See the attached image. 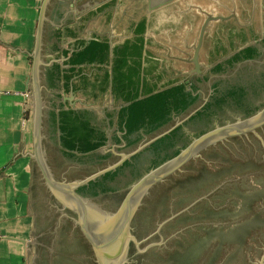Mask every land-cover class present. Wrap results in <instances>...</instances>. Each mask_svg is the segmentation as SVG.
Instances as JSON below:
<instances>
[{
  "label": "crops",
  "instance_id": "obj_1",
  "mask_svg": "<svg viewBox=\"0 0 264 264\" xmlns=\"http://www.w3.org/2000/svg\"><path fill=\"white\" fill-rule=\"evenodd\" d=\"M166 1L168 2L150 6L149 0H103V3L90 9L93 3L89 0H0V264H28L31 258V263L34 262L32 254L38 235L37 207L41 206V203H36L35 200L37 188L41 187L38 186L41 180L36 174L37 170H40L46 179L47 187H52L47 177L59 184L57 188L60 193L61 187H65L66 182L56 179L49 169V158L45 154V149L53 146L61 152L64 161L72 159L63 153L61 132L54 124L53 112L58 114L62 109L89 110L92 124L104 131L108 137L106 143L96 151L87 155L78 153V158H73L79 159L78 163H81L82 157L85 156H93L96 160L113 158L116 156L115 150L133 146L150 134L141 131L132 136L133 140L138 138L132 144H128L126 140H115L116 136L121 138L125 132L120 129L117 121L120 109L128 102L116 98L112 92L114 50L122 48L126 41L139 37L137 30L141 24L144 26L141 35L145 41L141 85L143 87L144 83H147L155 86L156 90H162L163 87L171 86H165L163 80L168 74H176L178 71L182 73L192 67L174 57L192 52V45L197 41L204 22V15L198 11V7L211 11L216 9L225 14L231 10L235 11L237 20L241 23L264 21V0H249L250 7L248 0ZM41 21V64L37 79L38 85L42 87L43 106L38 128L34 102L37 84L34 75V53ZM226 26L227 24L220 20L212 21L208 25L200 50L201 64L209 63L213 40L220 36ZM92 40L109 44V62L104 65L90 62L74 64L73 58ZM253 60L255 59L245 61ZM217 62L207 66L211 67ZM54 65L59 68V78L54 86H50L48 72L52 71ZM226 67L228 66L223 68ZM106 72L110 75L108 89L100 93L98 86ZM221 73L224 71L211 72L206 68L201 76L194 77L196 82L188 85V88L195 86V93L198 94V87L202 83ZM69 75L72 77L69 86H66L65 77ZM88 82L97 86L86 87ZM180 125L179 123L166 129L148 144L145 142L141 149H149L155 140ZM183 127L182 133L185 132ZM110 170L115 168L103 171ZM66 171L62 173L65 174ZM99 173L90 181L103 175ZM110 184L113 187L114 182ZM83 185L76 189L81 197L87 196L93 200L101 195L80 193L78 188ZM64 197L72 199L71 195Z\"/></svg>",
  "mask_w": 264,
  "mask_h": 264
},
{
  "label": "water",
  "instance_id": "obj_2",
  "mask_svg": "<svg viewBox=\"0 0 264 264\" xmlns=\"http://www.w3.org/2000/svg\"><path fill=\"white\" fill-rule=\"evenodd\" d=\"M74 1L77 2L78 0ZM92 1L95 3L93 6L88 5L89 7L92 6L90 9L103 3V0ZM149 1L150 6H156L159 2L161 4L168 2L166 0ZM198 10L206 18L201 26L198 41L193 46L194 55L186 59L195 66L194 69L188 72L189 75L203 73L201 69L203 66L199 61V52L208 25L212 21L227 18L201 7H198ZM233 16L236 17L234 12ZM41 34L42 21L40 22L37 46L34 53V75L37 81L34 101L37 110L36 122L38 128L40 127L43 106L42 87L38 85L37 79L41 64ZM248 45L246 44L240 49ZM165 88L167 87L162 89ZM221 145L227 148L226 152L220 147ZM39 148L40 142L38 141L37 149L39 150ZM209 149L211 151L208 153H211L213 149L215 151L218 149L220 157H211L204 154ZM223 155H225V160L227 158L230 161L252 158L258 164H264V107L250 116L223 126H217L194 138L175 157L151 169L134 182L107 211H97L94 206L92 209L88 206L82 209L79 206L70 205L68 198L64 197L58 190L57 186L59 184L54 183L49 177L47 179L64 207H69L73 211L76 224L79 225L84 237L89 242L85 264H140L141 262L169 264L164 259L168 258L170 253L179 247L177 244L179 241L188 244L192 237L197 234L204 235L209 229L224 228L244 221L245 218H251L254 212L260 213L262 220L259 221L264 224V189L258 180L259 170L257 172L247 170L245 173L236 171L227 174L219 181L195 193L193 197L184 201L181 206L178 205L179 197L182 194L176 189L174 180L186 177L190 173L194 174L202 163L209 169H214L219 162L222 163L221 160H224ZM225 164H227V161ZM104 172L106 171H101L99 174L101 175ZM95 177L66 183L65 187L70 192L68 195H71L76 201L83 202L84 196L81 197L76 189L80 185L87 184ZM156 187H161L160 190L165 189L166 194H164L167 200L165 204L161 201L159 205H155L154 201L157 196L152 192ZM258 191H261L263 196H257L251 211L244 212L245 209L241 206L238 208L241 203L239 194L247 196L246 200L249 201L251 198L256 197ZM146 207L153 209L154 217L150 218L147 215L148 210H146L145 215L140 220L138 214L140 210L146 209ZM236 207L240 213L229 215ZM207 208L216 212L226 211L228 215L210 216L204 213V209ZM185 214L193 218L177 221L180 216ZM170 223L175 225L169 226ZM236 249V245L230 246L215 264H264V229L255 230L247 239V243L240 247L237 256L231 257ZM205 258L206 256L203 255L198 264H204Z\"/></svg>",
  "mask_w": 264,
  "mask_h": 264
},
{
  "label": "trees",
  "instance_id": "obj_3",
  "mask_svg": "<svg viewBox=\"0 0 264 264\" xmlns=\"http://www.w3.org/2000/svg\"><path fill=\"white\" fill-rule=\"evenodd\" d=\"M144 32L143 24L138 27L135 40H128L122 48H115L114 59L112 62V92L115 97L128 102L127 105L122 106L118 114V125L121 130H124V134L120 137H115L117 142L126 140L128 144L135 143L132 136L139 134L141 131L144 133H152L159 129L161 126L170 121L173 115H178L186 111L192 104L198 99V94L195 93L196 87L192 86L188 88L187 84H172L171 86L156 90L155 86L144 83L141 85V72H142V55L144 50ZM264 44V40H263ZM110 46L105 41L92 40L85 45L78 53L77 57L73 58L74 64H82L85 62L98 63L104 65L109 62ZM261 50L256 46H247L228 61L225 62L228 66H233L237 62L252 60L259 57ZM223 64H219L215 67L214 72H223ZM72 75L65 77L66 86H69V82ZM59 78V68L54 65L52 71L48 72V81L50 86H54L55 82ZM110 82V75L106 72L100 81L98 86L99 92L104 93L108 89ZM264 84V83H263ZM86 87L97 86L95 83H86ZM264 87V85H261ZM262 87V88H263ZM215 92L211 96L210 100L190 117L191 120L197 118L210 117L217 111L221 110L226 105H233L240 108H244L246 116H250L255 113L256 110H250L247 107V88L243 85H233L229 88L221 91L219 83L215 84ZM156 90V91H155ZM54 124L59 128L61 135L60 140L64 148V154L68 158H78L77 154L87 155L90 152L96 151L99 147L104 145L107 141V135L104 131L97 129L92 124V116L89 110L85 109H62L59 113H52ZM58 118V121H57ZM58 123V125H57ZM182 127L180 125L174 128L170 133L155 140L149 147V150L153 151L157 155H163L162 161L157 162L155 167L159 166L163 162L175 157L182 149L176 150L174 153L169 151L177 145V141L182 138ZM186 147V146H185ZM227 151V148L220 146ZM211 149L206 150L204 154L211 157H220L219 151H213L208 153ZM224 160L215 166L214 169H209L202 163L195 173H190L186 177L175 179V187L180 194L178 205L191 197L201 189L206 188L210 184L219 181L227 174L240 171L245 173L247 170H259L260 174L258 180L262 184L264 189V164H258L256 160L238 159V160H225V155L222 156ZM105 158V156H101ZM227 161V164H225ZM132 164V160H126L121 166L115 170H110L103 174L101 177L90 181L87 185H83L78 188V191L84 195L98 196L103 193L113 192L115 189L111 186V182L116 181L117 177L121 174L124 168L129 167ZM263 174H262V173ZM161 187H156L153 194H156L155 205H159L162 201L166 203V192L160 190ZM165 193V194H164ZM240 195L241 203L238 208L244 207V212L251 211L252 205L257 196L262 197V192H256V197L246 200L247 196ZM238 195V196H239ZM153 202V201H152ZM153 202V203H154ZM150 203V202H149ZM236 207L229 215H236L240 212ZM148 210L147 215L150 218L154 217L153 209L140 210L138 216L145 215V211ZM204 213L210 216H223L228 215L226 211H213L211 209H204ZM253 217V218H252ZM251 218H245L244 221L236 224L226 226L224 228L209 229L204 235H195L188 242L184 244L179 241L177 247L168 258L164 260L169 264H198L200 258L203 255L206 256L204 264H215L217 260L223 256V253L230 248V246L236 245V251H233L231 257L237 256L240 247H243L247 243L249 236L257 230L264 229V224L259 220H262L260 213H253ZM191 217L188 214L180 216V219L190 220ZM176 221V222H177ZM258 222V223H257ZM175 225L170 223L169 226ZM137 264V263H135ZM149 264V263H140ZM165 264V263H163Z\"/></svg>",
  "mask_w": 264,
  "mask_h": 264
},
{
  "label": "rangeland",
  "instance_id": "obj_4",
  "mask_svg": "<svg viewBox=\"0 0 264 264\" xmlns=\"http://www.w3.org/2000/svg\"><path fill=\"white\" fill-rule=\"evenodd\" d=\"M247 3L248 7H250L249 0ZM204 9L221 14L216 9H213L214 11L207 8ZM254 29L260 34H264V23L262 25L259 22L256 23ZM208 77L209 75L206 76V78ZM213 82L215 83L213 84ZM216 83H219L221 91L233 85L245 86L249 92L247 107L256 111L262 109L264 107V87L261 86L264 85V49L255 60L243 61L234 64L232 67H227L224 73L216 74L209 81L202 83L198 87V99L186 111L171 117L170 121L164 124L163 127L154 131L153 134L146 135L135 145L115 150L116 156L113 158L104 160L99 158L96 160L93 156H85L82 157L83 161L81 163H78L79 159L73 158L69 161H64L61 152L51 146L48 150L45 149V154L49 158V169L56 179L71 183L72 181L86 180L107 168L116 169L126 159H131L132 164L124 168L116 181H114L113 187L115 190L113 192L101 194L93 200L85 196L83 205H79L82 209L87 206L92 209L94 206L97 211H107L116 199L127 191L134 182L149 172L157 162L162 161L163 155H157L147 148L141 149L145 142L148 144L150 140L163 133L166 129L180 123L184 126L185 132L182 133V138L177 141L175 148L169 151L172 154L178 149H183L201 134L217 126H223L246 117L244 108L226 105L210 117L190 119L191 115L209 100L210 95L214 94ZM212 84L213 86H211ZM133 151L134 153L132 154ZM58 159H62V161ZM82 163L87 167H84ZM65 170L68 172L66 171L63 174L62 172ZM36 174L41 180L38 184L41 187L37 188L35 200L36 203H41V206L37 207L38 220L36 223L38 229H36V233L38 235L35 238L32 254V257H34L33 264H85L89 242L84 237L79 225L76 224V217L73 215V211L69 207H63L62 202L53 191V187H47L46 179L41 171L37 170ZM71 198L68 199V202L71 203L70 205L78 206V204H75L74 198ZM63 214H66V216H62ZM31 260L32 258L28 264H32Z\"/></svg>",
  "mask_w": 264,
  "mask_h": 264
},
{
  "label": "flooded vegetation",
  "instance_id": "obj_5",
  "mask_svg": "<svg viewBox=\"0 0 264 264\" xmlns=\"http://www.w3.org/2000/svg\"><path fill=\"white\" fill-rule=\"evenodd\" d=\"M89 1H91L93 4L95 3L92 0H89ZM233 12L236 14V12L232 11V10L230 12H227V14H225V13H221V14L214 13L216 15H223V16L227 17L224 19H218V20L222 21L223 23L227 24V26L223 29V31L221 32L219 37L214 38L213 43H212V48L210 51L211 55L209 56V63L207 65H211L212 63H215L216 61H218V62L211 67L210 66L208 67L207 65L202 64L203 67H201V69L203 70V72L206 69L205 67H208L207 68L208 71L210 70L211 72H213L215 67L218 66L219 64H223V67L228 66L225 64V62L228 61L230 58H232L234 55H236L238 52L243 50L245 47L242 49H240V48L246 44H249L248 46L258 47L261 50V52L264 49V44H263L264 34H260L257 30L255 31V29H254V25H256V23H258L259 21L255 22V23H252V22L251 23L250 22L249 23L248 22L241 23L240 21L237 20V16L236 17L233 16ZM205 18H206V16L204 15V20H205ZM259 23H261V25H262V23H264V21L259 22ZM197 41H198V39H197ZM197 41L192 46H194L197 43ZM238 49H240V50L237 51ZM200 50H201V48H200ZM193 55H194V48L192 47V52L190 54H188V55L184 54L181 56L174 57L175 59H177V61H179V62L181 61L186 65L187 64L192 65V67L189 68L188 70H184V72H182V73H180L178 71L176 74H168V77L163 79L164 83H166L165 86L172 85V84H180V83L190 85V84H193L196 82L194 77H196L197 75H189L188 74V72L190 70L194 69L195 66L193 63L186 61V59H188L189 57H193ZM199 61H200V52H199ZM241 62H237L235 64H238ZM157 66L158 65L156 64V67ZM229 67L230 66H228V68ZM202 74L203 73H201L200 76Z\"/></svg>",
  "mask_w": 264,
  "mask_h": 264
},
{
  "label": "bare ground",
  "instance_id": "obj_6",
  "mask_svg": "<svg viewBox=\"0 0 264 264\" xmlns=\"http://www.w3.org/2000/svg\"><path fill=\"white\" fill-rule=\"evenodd\" d=\"M35 108H36V107H35ZM72 182H73V181H72ZM58 190H59V189H58ZM61 190H62L63 195L65 194V195L67 196V195L70 193V192H69V189H68L67 187H64V186H63V187H61ZM60 192H61V191H60ZM65 195H64V196H65ZM71 201H72V200H71ZM74 201H75V200H74ZM75 202H76L75 204H78V206L83 204V202L80 201V200H79V201L77 200V201H75Z\"/></svg>",
  "mask_w": 264,
  "mask_h": 264
}]
</instances>
